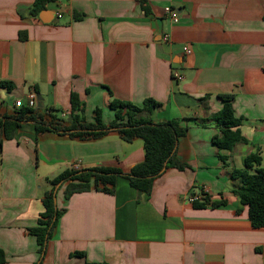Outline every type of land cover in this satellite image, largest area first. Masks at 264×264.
Returning a JSON list of instances; mask_svg holds the SVG:
<instances>
[{
  "label": "crops",
  "instance_id": "obj_1",
  "mask_svg": "<svg viewBox=\"0 0 264 264\" xmlns=\"http://www.w3.org/2000/svg\"><path fill=\"white\" fill-rule=\"evenodd\" d=\"M35 1L0 0V82L12 85L0 86V116L13 115L15 101L34 91L43 99L38 109L68 120L75 92L81 122H93L97 108L113 122L114 98L138 106L153 99L155 123L187 128L176 151L187 167L166 169L149 196L123 177L113 194L66 199L63 184L56 196L64 212L43 264H264V227H253L231 177L249 154L264 159V0H51L32 16ZM220 95L234 96L247 141L232 151L213 144ZM144 157L141 139L127 143L117 132L83 141L21 124L0 146L2 264H37L30 229L51 180L96 167L128 173ZM203 189L225 203L195 208L188 198Z\"/></svg>",
  "mask_w": 264,
  "mask_h": 264
},
{
  "label": "trees",
  "instance_id": "obj_2",
  "mask_svg": "<svg viewBox=\"0 0 264 264\" xmlns=\"http://www.w3.org/2000/svg\"><path fill=\"white\" fill-rule=\"evenodd\" d=\"M51 0H36L30 9L32 16L38 14L44 8L45 3ZM1 87L12 90V85L0 82ZM224 102L223 108L213 116L217 123L220 134L214 136L213 144L220 151H232L239 142H247L242 136L239 127L242 120L235 115L233 107V95H220ZM81 103L77 93L71 94V121L61 119L55 115L54 110L22 107L13 115L0 116V146L4 140H11L16 130L23 123L35 125L37 134L52 131L59 134H67L72 138L85 140H98L110 132H117L121 139L131 143L141 139L144 143V160L134 165L128 173L118 168L96 167L92 169L67 170L51 180V190L45 192L43 197L44 211L41 213L37 226L30 229L37 236L40 245L39 260L37 264H43L47 252V246L53 236L64 210L54 202L55 192L67 183L64 195L69 199L73 194L89 192L91 190L113 194L116 179L123 177L139 195H150L154 182L166 169L176 168L184 170L187 164L179 161L176 156L177 143L180 137L185 136L187 128L182 127L177 120L163 123H155L152 113L159 104L153 99H146L141 106L131 102L113 99L110 108L114 111L115 120L106 124L102 120V110H94L93 122H81L78 111ZM221 161L226 157L219 155ZM264 159L256 152L251 153L244 159L243 169H234L231 172L233 180H239L240 185L233 189L241 203L249 209V219L254 228L264 227ZM60 184V185H59ZM59 187L57 188V186ZM194 195V194H191ZM225 201L211 202L210 196L206 195L203 201L194 202L195 208H204L207 205L217 207ZM85 257L84 253H75ZM4 254L0 250V264L4 262ZM96 264V263H86ZM105 264V263H103Z\"/></svg>",
  "mask_w": 264,
  "mask_h": 264
},
{
  "label": "built area",
  "instance_id": "obj_3",
  "mask_svg": "<svg viewBox=\"0 0 264 264\" xmlns=\"http://www.w3.org/2000/svg\"><path fill=\"white\" fill-rule=\"evenodd\" d=\"M166 13L169 14L174 22L178 21L177 15L170 9L166 8ZM165 41H169L168 35L164 36ZM184 53L185 54H190V50L188 47L184 48ZM177 79L182 80L183 78L179 75H176ZM38 101H37V95L34 91H31L26 99H19L15 101V108L19 109L22 107H28V108H37ZM77 170V169H76ZM208 195L207 191L205 189L201 190L198 194L190 195L188 198V201L190 203L198 202V201H203L205 196Z\"/></svg>",
  "mask_w": 264,
  "mask_h": 264
},
{
  "label": "water",
  "instance_id": "obj_4",
  "mask_svg": "<svg viewBox=\"0 0 264 264\" xmlns=\"http://www.w3.org/2000/svg\"><path fill=\"white\" fill-rule=\"evenodd\" d=\"M42 20L45 21V19L41 18ZM37 101L39 103V105L37 106V108H41L43 109L44 108V105H43V99L39 96L37 97ZM69 121H71V116L69 117ZM58 188V187H57ZM54 202L55 204H57V196H56V192H55V196H54Z\"/></svg>",
  "mask_w": 264,
  "mask_h": 264
}]
</instances>
